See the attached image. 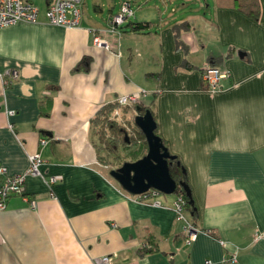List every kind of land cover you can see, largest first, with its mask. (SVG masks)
I'll return each instance as SVG.
<instances>
[{"label":"crops","instance_id":"crops-1","mask_svg":"<svg viewBox=\"0 0 264 264\" xmlns=\"http://www.w3.org/2000/svg\"><path fill=\"white\" fill-rule=\"evenodd\" d=\"M259 3L254 21L213 0L204 29H215L218 45L209 47L188 19L175 21L188 24L179 32L181 50L175 25L160 16L148 33H108L85 20L58 27L43 15L0 29V167L6 170L0 185L25 175V195L35 201L31 207L13 196L0 211V264H93L106 255L112 264H226L225 256L264 264V240L255 239L264 232V0ZM97 31L106 33L110 50L93 44ZM206 65L229 73L221 90L202 87ZM14 71L16 78L9 76ZM141 90L149 94L140 103L151 108L157 135L187 172L197 212L195 221L184 213L197 229L188 246L175 198H156L163 207L137 201L100 160L91 120L117 97ZM123 112L138 115L134 106ZM34 154L43 161L42 177L27 174ZM49 177L58 179L48 184ZM143 247L152 251L139 253Z\"/></svg>","mask_w":264,"mask_h":264},{"label":"built area","instance_id":"built-area-1","mask_svg":"<svg viewBox=\"0 0 264 264\" xmlns=\"http://www.w3.org/2000/svg\"><path fill=\"white\" fill-rule=\"evenodd\" d=\"M82 1L83 0H45V9L42 15L50 25L64 28H76L80 26L82 21ZM40 15V9L30 0H0V29L15 25L19 22L37 23ZM132 16H134V11L130 2H123L118 12L109 15L107 19L109 29L107 32L119 33L122 26L130 20ZM105 34L106 33L103 31L94 32L93 44L98 48L110 50L111 45L105 38ZM9 76L16 78L17 72H11ZM229 77L230 75L227 71L221 70L213 65H206L201 72L202 84L209 91L221 90L222 82L228 80ZM148 95L146 91L141 90L117 97L116 103L118 106H134L140 104L141 100ZM13 113V111H8L7 115L12 116ZM46 142L47 140L45 138L39 140L41 146L46 145ZM28 162L27 174L35 177H42L43 174L40 172V166L43 161L41 156L39 154L29 155ZM0 175L6 176L5 168L0 167ZM24 179L25 175L8 176L5 182L0 185V211L6 208L8 199L13 196L22 197L24 201H29L31 207L35 206V201L29 200L25 195L23 189ZM57 179L58 177H49L48 184L54 183ZM160 195L158 191L151 189L145 194L136 196L135 199L141 203H147L155 207H163L160 201L155 200ZM182 204V196L180 193H177L173 203V210L176 215V220L183 224L182 228L185 235L184 244L188 246L195 240L197 229L192 227L189 221L186 220ZM112 226L115 227V225ZM255 239L264 240V232L256 233ZM224 263L236 264V258L234 256H225ZM93 264H112V257L106 255L95 258Z\"/></svg>","mask_w":264,"mask_h":264},{"label":"rangeland","instance_id":"rangeland-1","mask_svg":"<svg viewBox=\"0 0 264 264\" xmlns=\"http://www.w3.org/2000/svg\"><path fill=\"white\" fill-rule=\"evenodd\" d=\"M35 6L40 9L41 15L45 9V0H30ZM81 6L82 20L96 25L98 28L108 29V17L110 13L119 11L120 5L123 2H130L134 16L130 21H135L137 18H142V21L157 23V17L160 16L164 23L169 22L172 28L175 21L188 19L195 28L196 35L199 37L200 43L209 47L213 42L218 45L214 28L204 29L205 20H210L214 14L213 0H83ZM157 27H152L151 33L158 34ZM216 37V36H215ZM139 105V104H138ZM140 105H142L140 103ZM128 106H118L107 120L116 122L118 127L123 128L128 138L129 144L122 142V135L115 136L110 134L105 126V140H117V149L113 154L107 150L106 146L102 150V161L106 171L116 170L126 162H134L142 158L147 153V147L140 139L137 129L134 127L135 116L125 114ZM143 142V143H142ZM119 143V144H118ZM138 158L137 160H135ZM175 193L171 195H160L157 198L161 200L174 199ZM187 213H185L186 215Z\"/></svg>","mask_w":264,"mask_h":264},{"label":"trees","instance_id":"trees-1","mask_svg":"<svg viewBox=\"0 0 264 264\" xmlns=\"http://www.w3.org/2000/svg\"><path fill=\"white\" fill-rule=\"evenodd\" d=\"M215 3L217 5V7H219V8H233V9H236L237 11H239L240 13L246 15L247 17L251 18L254 21L259 20V17H260L259 0H215ZM150 27H151L150 22H145V21L144 22H135V21H129L128 20L127 24H124L121 29L125 28L127 31L134 32V33H148ZM186 28H188L187 23H182L180 25H175L173 27V30L175 32V34H174L175 45H176V48L178 50H181V48H182L181 42L179 41V32H180V30H185ZM82 63H87V59L84 58L82 60ZM187 65H186V67H187ZM201 72H202V70H201ZM146 78L158 79L159 75L155 74V73H148V74H146ZM202 87L206 89V87H204V86H202ZM134 107L139 110L138 115H143L147 111L150 112L153 120L155 121L153 112H152L150 107H144L143 105H140V104L134 105ZM117 108H118L117 103L105 105L103 108H101L96 113L95 117L91 120L92 126L96 129V134L98 136V140H99V143L101 146L100 150L102 151L103 149H105L107 147L106 149L109 150V152H111L113 154L116 152V149H117V140L115 137H113V140H105V126L104 125H106V128L108 129V132H110V134H114L115 136L122 135V138H123L122 142L124 144L130 143V139L128 138L126 131L123 128L118 127L116 125L117 124L116 122L107 120L108 116L111 115V113L114 110H116ZM135 117H136V115L133 117V119ZM134 127L137 129V132L140 136V139L144 142V145H146V147H147V143H146V140H145L143 133L135 126V124H134ZM156 132H157V126L154 130V133L157 135ZM161 142L165 146V143L163 142V140H161ZM104 145H107V146L104 148ZM137 159L138 158H136L135 160H137ZM100 160H101V162L104 163V161H102V156H101ZM169 172H170L171 177L175 180L176 183L182 182L189 189L190 193L188 195L180 187H177L176 191L178 193H180L182 196V201H183L182 207H183L184 213H187L189 215V217L195 221V219L197 218V212H196V209L194 206L191 190H190V187L188 185L187 172H186L185 167L182 165V163L180 162V160L176 156H174V160H172L170 162ZM189 223L191 224L192 227H194L195 223H191V222H189ZM150 251H152V250L147 249L146 247H143L139 250V253L145 254V253H149Z\"/></svg>","mask_w":264,"mask_h":264},{"label":"water","instance_id":"water-1","mask_svg":"<svg viewBox=\"0 0 264 264\" xmlns=\"http://www.w3.org/2000/svg\"><path fill=\"white\" fill-rule=\"evenodd\" d=\"M239 55L242 57L241 54ZM134 124L145 137L147 153L135 162H126L121 168L111 170L110 177L125 192L134 196L145 194L151 189L164 196L177 194V187L182 188L188 195L190 191L186 185L182 182L176 183L170 175L169 165L174 160V156L169 154L161 139L154 133L156 123L150 112L137 115Z\"/></svg>","mask_w":264,"mask_h":264}]
</instances>
